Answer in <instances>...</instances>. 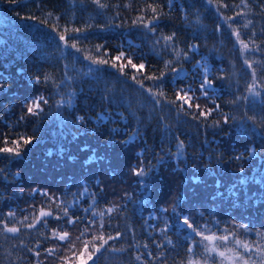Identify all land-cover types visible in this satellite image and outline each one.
Segmentation results:
<instances>
[{"label":"trees","instance_id":"trees-1","mask_svg":"<svg viewBox=\"0 0 264 264\" xmlns=\"http://www.w3.org/2000/svg\"><path fill=\"white\" fill-rule=\"evenodd\" d=\"M108 1L112 6L108 7L109 10L119 9L122 17L135 8L144 9L149 4L157 9L162 7L163 10L166 0ZM177 1L179 0L174 3ZM188 1L194 5V13L202 16L207 24L205 34L191 36L189 30L183 27L179 11L174 9L169 19L160 20L157 32L175 33V38L183 47L192 42L198 47L202 57L209 51L215 52L211 57L220 66V76L224 79L214 80L216 97L209 106L219 104L221 113H213L207 121L201 118L200 122L191 115L179 112L171 103L176 99V89L168 74L169 82L160 91L163 96L156 97L161 103H151L154 105L152 107L147 105L149 97L134 83L129 69L124 74L106 69V74L103 75L104 86L113 95L109 98L101 84L92 83L89 89L91 100H88L90 106L79 111L80 115L87 120L105 114V110L114 113L112 97L117 100L122 97L132 99L139 94L136 105L141 108L140 111L149 113L142 118H148L147 122L134 121L129 112L120 106L116 109L121 112L119 115H126L124 124L116 123L111 128L107 123H90L92 125L87 133H79L73 123L68 128L66 126L59 129L58 126L50 125L46 116H29L25 122L18 124L26 99L40 93L45 97L51 96L48 82H43L45 75L52 78L57 88L61 87L64 79L61 59L58 58L61 47L53 32L35 23L25 21L23 27L16 23L3 25L2 28L7 31L12 27L19 37L7 36L0 43V79L3 80L4 87V91L0 92V133L9 135L10 139L21 134L35 136L22 159L7 162L0 160V168L4 169L3 174H0V212L3 215L7 214L8 207L16 206V203L29 207L28 193L33 188L60 196L67 190L79 191L81 182H84L91 187L95 196L96 215H107L105 210L109 207L120 209L105 218L102 228L107 236L115 237L120 233V238L108 240L107 250L99 256L106 253L110 256L104 257L107 260L100 257L95 264H141V261L135 259L136 256H141L144 264H161L160 260L154 258L159 253H163L166 264H244L249 255L251 260L260 264L264 238L257 233H264V97L255 100V96L249 93L253 83L251 75L246 70L245 62L238 56L231 33L226 30L217 12L219 4H227V8L233 9L241 0H211V4L208 0ZM0 2L8 4L2 5L0 20L5 13L24 20L42 22L46 15L62 18V15L69 12L82 11V14H87L93 11L92 4L88 2L85 5L82 0ZM245 2L252 6L251 13L256 27L244 31V39L256 41L254 44L264 49V0ZM126 4L131 7H125ZM121 21L117 28L84 30L83 33L87 39H91V43L104 46L101 50L103 53L107 51L110 61L121 50L126 53L129 52L128 49L147 51V45L140 38L145 32L143 27L133 26V19L128 16L122 17ZM27 24L35 27L25 26ZM81 24H85L84 21ZM81 24L79 28L82 29ZM218 25L221 26L219 31ZM96 27L102 28V23ZM253 31L257 33L255 37L252 36ZM41 45L44 50L50 49L48 55L41 50ZM254 57L264 66V52H259ZM71 59L72 54L68 53L66 60L70 62ZM133 62L146 65L144 75L159 76L160 70H165L162 63L149 54L138 56ZM37 74L41 77V83H30ZM140 79L142 82L147 80L148 83L143 82L147 90L151 89L153 83H158L144 79L143 76ZM204 103L201 99L200 104L203 106ZM187 111L193 112L196 109ZM65 112L69 114L70 111ZM223 114L230 118L228 124L223 123ZM71 117L72 122L75 120L73 114ZM214 119H218L222 127L206 128L205 125L211 124ZM121 127L124 129L123 133ZM128 137H132L133 141L122 143ZM2 140L3 137L0 136V146H3ZM180 141L184 142L185 147L183 155L177 156L175 153ZM132 143H139L140 148L136 152L143 149L142 156L135 153ZM251 152L254 153L253 157H250ZM238 155L241 159L237 160L235 157ZM141 159L146 169V175L142 177L145 183L137 184L136 181L141 178L133 176L131 168ZM241 168L243 172L240 171ZM192 170L197 172V181L190 178ZM156 174H159L157 177L160 180L155 177ZM43 199L46 205L41 204L44 201L39 199L40 207L50 211L56 208L55 200L50 201L46 197ZM61 199L64 200L62 197ZM173 204L178 206L177 211L183 215L173 214ZM165 207L169 211L158 214ZM153 214L165 216L166 223L154 225L153 222L157 219H150ZM68 215L73 218L82 216L85 219L78 221L75 226L68 225L65 221L61 224L59 220H52L50 224L63 225V230L69 232L70 240L75 243L78 251L85 244L80 236L83 230H88L91 216L74 209H68ZM189 215L200 226L198 230L201 236H196L191 230L186 231V226L178 225L182 216ZM0 219V264H39L40 261L46 264L44 260L47 249L55 246L53 235L46 236L42 231L37 232L42 238L31 242L24 250L17 246L22 244L18 241L7 243L8 236L2 232L3 218ZM159 222H162L161 218ZM236 224H247L251 231L246 233L243 229L236 228ZM225 228L228 229L227 232L223 231ZM161 229L166 231L161 233ZM61 232L62 229L57 227L54 233ZM232 233L236 235L233 236ZM222 235L229 236V241L213 239L209 242L202 239V236ZM77 237L80 239L77 240ZM237 239L241 244L249 243L253 247L260 244L261 248L253 253L245 252L243 247L235 243ZM169 240L172 241L171 244H168ZM193 240L199 243L194 244ZM145 244L149 247L145 248ZM156 244L161 247L157 248ZM189 247L194 249L193 253L188 252ZM30 248L33 251H29ZM213 248L216 251H212ZM37 251L41 253L39 257L35 255ZM70 252L68 248L61 251V254ZM219 252H224L223 258L218 255ZM237 256L242 259H237ZM49 260L52 261L53 256H49Z\"/></svg>","mask_w":264,"mask_h":264},{"label":"rangeland","instance_id":"rangeland-1","mask_svg":"<svg viewBox=\"0 0 264 264\" xmlns=\"http://www.w3.org/2000/svg\"><path fill=\"white\" fill-rule=\"evenodd\" d=\"M85 2V5H87L88 2L92 4V12L87 13V14H82L81 12H72V13H66L62 15V18L58 16H49L46 15L44 18V21H38V20H24V18H21L19 16H10L5 14H2V17L0 20V43L5 41L7 39V36H14L18 38V34H16L11 27L10 29L4 30L2 27L3 25H13V23H16L18 25H21L23 27V24L25 21H28L29 23H35L41 27H44L45 29L50 30L53 32L54 36L58 38L59 40V34H65L66 37L68 35L75 36L76 33L72 32L71 29L74 28H79L81 21H84L85 24H81L82 29L84 30H94L97 31L98 29H112V28H117L121 24V19L122 17H131L133 20L137 19L138 16H140L141 9L135 8L132 11L128 12L126 15L120 14V10L117 8H111V11L109 10L108 7H112L109 4L108 0H100L101 3L105 4L106 7L104 8H99L95 3L92 2V0H82ZM175 0H172V4H169V0H166L164 3V9L162 7H159L158 10L161 15L160 20L166 21L167 19L170 18L171 13L174 10L179 11L180 15L182 16L183 19V27L188 29L190 32L191 36H195L197 34H205L207 31V24L205 23L204 19L202 16H198L194 13V5L192 2L188 0H179L174 3ZM246 3V2H245ZM2 5H8L7 2H0V11L2 9ZM247 7L244 6L243 3H239L237 5H234V8H227L223 7L221 4H219V8L217 7V12L219 15V18L221 22L224 24L226 27V30L228 33H231V37L234 41V47L237 49L238 56L241 58L243 62L247 59L248 63L253 65V69H256L257 71V78L254 80L252 76V71L253 69L248 68L246 64V70L248 73L251 75V82L252 85L249 88V93L252 96H255V100L262 99L264 97V75H261L262 72H264V66H261L258 61H260L258 58H255L254 56L257 55L259 52H254V51H248L247 49H244L243 44L248 45V49H254L257 47L255 42L252 41L251 39H244V31L247 29L256 27L254 25L255 19L254 15L251 13L252 6L247 3ZM148 5L144 7V9H147ZM154 7V6H153ZM84 11V10H83ZM86 12V11H85ZM239 13V15H238ZM145 17V22H147L148 19H150L153 16V13L151 10H148L143 13ZM228 17H233V19L229 20ZM252 21L251 24H248L247 27H244L245 24L248 23V21ZM2 21V22H1ZM98 21V22H97ZM102 23V28L96 27L97 24ZM43 23V24H42ZM35 27L33 24H27L25 26L28 27ZM111 25V26H110ZM53 28L56 30L53 31ZM81 29V28H79ZM233 31L239 34V40L237 39V36L233 34ZM149 35V36H146ZM171 34H165L162 31L156 32L154 35L153 33H145L143 36H140V38L143 40V42L147 45V51L145 50H131L128 49L129 52L133 53V59L137 58L138 56L144 55V54H149L150 56L158 59L163 67H164V61L167 60H172L174 63L172 67H175L177 70H179L180 74V82L176 84V82H172L174 84V88H182V87H187L191 85L192 88L198 89L199 84L195 83L197 79V62H200L201 68L200 71L202 72L204 70V66L206 65L207 69L211 72L212 77L214 80L220 81V79H217L216 77L220 76L222 71L219 68L220 66H217L216 63L212 60L211 55L215 52L209 51L208 54L205 56L200 55V51H198V47L192 52H188V48L190 45H192V42H189L188 45L183 47L177 39H174V48L173 47H168L165 45L163 40L160 41L159 44L156 43V37L157 36H167ZM151 37V39H149ZM246 42H244V40ZM242 41L243 44L240 42ZM59 46L61 47V53H59L58 58L61 59L62 67H63V73H64V79L61 84V87H56V85L53 84L52 78L49 79L47 87L49 88L51 96L48 95V104L42 105L44 108V113L42 116H46L50 125L52 126H58V128H63V127H70L73 123L76 125L75 127L78 128L79 133L80 132H86L87 130L90 131V127L92 124L94 125H100L102 123H107L111 128H113L114 124L116 123H121L124 124L126 122V115L120 114L118 107H122L126 109L129 112V115L132 117V119L136 122H147L148 118H144V115L148 114V112L140 111V107L136 105L138 102V99L140 98V95L137 94L138 96L136 98H121L119 100L116 99V97H112V108L114 110V113H108L105 110V114H99L97 118H91L87 119L84 121V123L77 125L74 123V121L71 122V114H73V117L77 115L81 116L79 111H82L83 109L85 110L86 106L88 105V100H91L89 98V89L92 83H99L105 90V94L112 96V93H109L106 91V87L104 86V81H103V75L106 74V69L112 72H117L118 74H121L119 71V65L120 63H124V61H116L115 63L117 64L116 68L111 67V63L113 61H110V57L108 58L107 56L104 55L102 50L100 52L96 51V45L91 43V39H84L79 42L73 40V39H67L66 42L58 41ZM65 43H67V47H65ZM73 43L77 44V48L80 49V51H77L75 48H72L71 45ZM35 46V45H34ZM42 51L48 55L50 53V49L44 50L43 45H41ZM176 52L180 53L179 58L176 56ZM71 53L72 54V59L71 61H67L66 57L67 54ZM187 53L188 59H184V54ZM136 54V55H135ZM138 55V56H137ZM85 57H89V59H86ZM105 59L108 60V63L106 64H93L92 60H101ZM134 63V62H133ZM126 69H129L131 71V75H134V70L131 67H125L124 72ZM166 74H168L171 78L172 76L176 75V73L172 72L171 69H166ZM134 81V80H133ZM143 82H147V80H143ZM134 83L140 88L147 97H149V104L152 107H154L153 104L156 102V97H160V91L161 89H157L154 85L156 83H151V92L155 93V97L150 95L149 90H147V86L144 85L143 88L139 86V83L134 81ZM148 83V82H147ZM251 89V91H250ZM216 97V89H215V95H213L212 99L214 100ZM179 104L182 103L181 101H177ZM195 102H193L194 104ZM200 103V101H199ZM142 106V104H140ZM185 108L187 110H195V107L193 108H187V105H185ZM70 111L69 114H66L65 111ZM111 110V109H110ZM149 111V110H147ZM110 112V111H109ZM71 113V114H70ZM99 117V120H98ZM215 120V119H214ZM212 121V123L214 122ZM90 121V122H89ZM90 123H92L90 125ZM222 123L220 122V127ZM123 126V125H122ZM118 127V126H117ZM217 129V128H215ZM123 127H121V131L123 133ZM87 133V132H86ZM63 136L66 138L67 136L63 134ZM125 141L127 142H132L133 139L132 137H128ZM133 144V149H135V153L139 157L142 156V151L136 152L137 148H140L139 143L138 144ZM51 151V150H50ZM254 153H250V157H253ZM180 169V167L178 168ZM153 175V174H152ZM156 174L155 177H157ZM190 178L192 181H197L198 176L196 170H192V173L190 175ZM143 179V178H141ZM161 178L159 177L158 180ZM150 182V181H149ZM85 188L87 189V192L85 194V197L81 199L79 196H74L73 194L79 193V192H84ZM31 192L28 193V201H29V207H22L20 204L16 203V206H10L8 207L7 214L9 211L15 212V218L11 221L7 219V214L3 215V220L2 224L5 225L7 224L8 227H16L19 229V234L18 235H13L11 233H6L2 232L8 236V244H11L13 241H18L22 244L17 245L21 249H27L28 245L33 242L37 241L40 237L42 238V235L37 234V232L42 231L43 235L45 234L46 236L53 235L55 237L54 244L55 245H60L61 242L58 240V238L55 235V230H57V225H52L50 222L52 220H57L54 217L59 215L63 216V209L68 208V209H74L78 213H84L82 209L88 207L89 204L92 205V208L87 212V215L91 216V219L89 220V228L85 235L80 236L81 239L84 241V245L80 246L79 250L74 247L70 251V253L66 255H62L61 251L67 250L68 247L62 246L58 251L55 252L53 255V260H49V255H46V259L44 260V263L50 264H79L80 259H86V256L88 253H85L83 257L80 256V253L84 251L85 245L88 246V252L90 253L92 251L93 246L99 247L101 244V240L99 237L103 235L104 239H108V236L105 234V232L102 231L101 224L104 223V220L106 217H108V213L105 210V214L107 215H93V213H96L97 211V204L94 202L95 200L93 198V193L91 191V187L85 184L84 182H81V187L80 190L76 191H65L63 194L60 195L64 200L60 199L59 201H54L56 208L51 209H45L43 207H40L41 204L44 206L46 205V202L43 198H39L41 196L37 195L35 197V200L33 201L31 197ZM18 196H20V193H18ZM39 199H42L44 202L39 204ZM53 201V200H50ZM79 201V203H77ZM26 208V209H23ZM22 209V210H20ZM41 211L44 212H51L52 216H46L42 217L40 215ZM157 219L155 222H153L154 225H160V224H165L166 223V217L161 215L158 216L156 214H153ZM183 215V214H181ZM25 216L28 217L27 220H25ZM161 218L162 222H159V219ZM1 220V219H0ZM44 221H47V224L44 223ZM61 224H63L62 220H59ZM181 222L178 223V225L183 226V220L181 217ZM32 224L34 227L29 228L28 225ZM64 227V226H63ZM84 231V230H83ZM62 234V232H61ZM93 237H96V239H93ZM44 239V236H43ZM106 248V245H105ZM105 251L104 249L101 250V252ZM101 253L97 254L98 256ZM110 256L109 254H103L99 257H103L104 260H107L104 257ZM95 259V258H94ZM50 261V262H49ZM39 263V262H38ZM88 264H92L91 261L88 262Z\"/></svg>","mask_w":264,"mask_h":264},{"label":"snow or ice","instance_id":"snow-or-ice-1","mask_svg":"<svg viewBox=\"0 0 264 264\" xmlns=\"http://www.w3.org/2000/svg\"><path fill=\"white\" fill-rule=\"evenodd\" d=\"M13 2H17V0H13ZM93 3H95L97 5V7L99 8H104L106 7L105 4L101 3L100 0H92ZM155 2V0H154ZM208 3L211 4V0H208ZM241 3L244 4L245 7H247V3H245V0H241ZM169 4H172V0H169ZM223 7H228L227 4L222 5ZM125 7H131V5L126 4ZM151 10V12L153 13V16L147 20V22H145V17L143 15L144 12ZM141 15L137 17V19L132 21V25L133 26H137V27H143V29L145 30V33H153L154 35L157 32V28L160 25V15L158 14V9L156 7H153L152 4H149L147 9H141ZM239 15V13H238ZM229 20L233 19V17H228ZM252 21H248L247 24L244 25V27H247L248 24H251ZM111 26V25H110ZM119 26V25H116ZM220 25L217 26V31L220 30ZM56 29L53 28V31H55ZM72 32H75L76 35L75 36H71L68 35L66 37L65 34H59V40L62 42H66L67 39H73L77 42L87 39V36L83 35L84 33V29H79V28H74L71 29ZM233 34L237 36V39L239 40V34L236 33L235 31H233ZM175 33H172L171 35H167V36H157L156 37V43L159 44L161 40H163V42L165 43L166 46L168 47H173L174 48V39H175ZM257 35V33L255 31H253L252 36L255 37ZM149 39H151V37H149ZM242 44L243 42L240 41ZM67 43H65V47H67ZM72 48H75L77 51H80L79 48H77V44L73 43L71 45ZM196 45L192 44L189 46L188 48V52H192L196 49ZM244 49H247L248 51H254V52H264V49L259 48V46H257L254 49H248V45L247 44H243ZM104 46L103 45H98L96 47V51L100 52L101 49H103ZM176 56L179 58L180 53L176 52L175 53ZM104 55L107 56V51L105 50ZM133 56L134 54L131 52L126 53L125 51L121 50L119 52V55L113 56L112 59V63H111V67L112 68H116L117 64L115 63L116 61H124V63H120L119 65V71L121 74H124V69L125 67H131L134 70V75L132 76V79L134 81H136L137 83L140 84V87L143 88L144 84L142 82V80L140 79L141 76H143L144 79H149V80H153V81H158V83H156L154 86L157 89H162L163 86L165 85V83H168L169 81L167 80V74H166V69H171L172 72L176 73V75L172 76L171 80L172 82H178L181 78H180V74H179V70H177L175 67H172L173 65V61L167 60L164 61V69L165 70H160V74L159 76L156 75H144L145 71H146V65L144 63H140V64H136L133 63ZM86 59H89V57H85ZM184 59H188V55L187 53L184 54ZM93 64H106L108 63V60L105 59H101V60H92ZM245 63L247 64L248 68L253 69V65L248 63L247 59L245 60ZM201 65L200 62H197V79L195 81V83L199 84L198 89L192 88L191 85L187 86V87H182V88H177L176 89V99L174 101H172L171 103L177 108V110L179 112L184 113L185 115H191L194 119H196L198 122L201 121V118H203V121H207L209 119V117L213 116V113H221V107L219 104H215L214 107H210L209 105L214 103L212 100L213 95H215V83H214V79L212 77L211 72L207 69L206 65L204 66V70L201 72L200 71ZM261 75H264V72L261 73ZM252 76L253 79L255 80L257 78V71L256 69H253L252 71ZM217 79H224V77L218 76L216 77ZM50 77L48 75H45L43 78V82L47 83L49 81ZM30 83L38 85L41 83V77L39 74H37V76L35 77V79H31ZM4 91V87H3V80L0 79V92ZM251 91V89H250ZM150 95H152L153 97H155V93H152L151 90H149ZM161 96H163V92L160 93ZM203 99L205 101L204 105L202 106L199 101ZM177 101H181L182 103L177 104ZM49 100L47 97H45L42 93L30 97L28 99L25 100L23 106H22V111L23 114L18 118L17 123H21V122H25L26 118L29 116H34L37 118H40L42 116V114L44 113V108L42 107V105H46L48 104ZM193 102H195L193 104ZM161 101L160 100H156V104H160ZM185 105H187V108H193V106L195 107L196 111L193 112H188L187 109L185 108ZM4 111H7V109H4ZM224 115V119H223V123L224 124H228L229 123V117L227 116V114H223ZM99 120V117H98ZM85 121V117L83 116H79L77 115L75 117L74 123H76L77 125L84 123ZM11 127V126H9ZM206 128H219L220 127V121L218 119L214 120L213 123L211 124H207L205 125ZM113 131H115V129H113ZM139 130H137L138 132ZM135 135V134H134ZM0 136L3 137V146H0V154H5V155H0V160H3L5 162L7 161H18L20 159L23 158V154L26 153L27 151V146L31 145L34 140H35V136L29 137L26 136L24 134H21L15 138H11L9 137V135L0 133ZM178 139V138H177ZM122 143H128L127 141H122ZM10 145V146H9ZM185 145L183 141H180L177 145L176 148V155L177 156H182L183 155V149H184ZM139 156V154H138ZM235 159H241V156H236ZM162 162V161H161ZM144 162L141 159L139 161V163L135 166H133L131 168V174L135 177L138 178H142L146 175V169L143 166ZM241 172H243V169H240ZM4 169L0 168V174H3ZM17 175H19V173H17ZM137 184H144L145 181H143L142 179H138L136 181ZM87 192V189L85 188L84 192H79V193H75L73 194L74 196H79L81 199H83L85 197V194ZM31 197L33 199V201L35 200V197L37 195L41 196L42 198L46 197L49 200H55V201H59L61 199L60 196H55L54 194L49 193L47 190H42L40 188H33L31 190ZM61 195H64L63 193ZM103 195V189H101V196ZM93 199L95 200V196L93 197ZM77 203H79V201H77ZM177 205L173 204L172 206V212L174 215L180 216L181 213H179L177 211ZM92 208V205L89 204L88 207L83 209V212L87 213L89 212V210ZM107 213L109 215H111L114 211H120V209H117L115 207H109L108 209H106ZM169 209L167 207L165 208H161L158 212V214H163L168 212ZM63 216H55L54 218L57 220H62L65 221L68 225L71 226H75L77 224L78 221L85 219V217L82 216H77L75 218H73V216L68 215V208H64L63 209ZM40 215L42 217H46V216H52L51 212H44L41 211ZM93 215H95V213H93ZM101 215H103V213H101ZM201 215H203V213H201ZM0 218H3V213L0 212ZM15 218V212L13 211H9L7 214V219L9 221L13 220ZM155 216H150V219H155ZM28 217L25 216V220H27ZM182 220H183V226H186V231L187 230H191L192 233H194L196 236H201V232L198 230V228L200 227L196 220L191 216H182ZM179 222V220H178ZM45 224H47V221H44ZM29 228L34 227V225L29 224L28 225ZM58 227H60L62 229V234L61 233H55L56 237L58 238V240L61 242L60 245H55L53 246V248H49L47 249V255L49 256H53L55 254L56 251H58L60 249V247L62 246H66L69 248V250H71L72 248L75 247V243L73 241L70 240V236H69V232L67 230H63V225H58ZM101 227H103V224H101ZM236 228L239 229H243L244 232H250L251 229L247 224H236L235 225ZM161 233H164L166 230L165 229H161L160 230ZM224 232H227L228 229L225 228L223 230ZM3 232L6 233H11L13 235H18L19 234V229L16 227H8L7 224L4 225L3 228ZM87 232V229L84 230V232L81 233V236L85 235V233ZM120 233H117V235L115 237L109 235L108 239H104L103 235H101L99 237V239L102 241L99 247H95L93 246L92 251L89 253L88 252V246L85 245L84 247V251L80 253V256L83 257L85 255V253H88L86 256V259H80L79 264H88L89 261L92 262V264H95L96 260L99 259L100 257L97 255L99 253H101V250L104 249L105 251L107 250L105 248V245L108 244V240L111 239H119L120 238ZM233 236L236 235V233H232ZM257 235L261 236L262 238H264V233H260L258 232ZM80 237H77V240H79ZM93 239H96V237H93ZM203 240H208L209 242H211L213 239H217V240H221L223 242H228L229 241V236L227 235H222V236H202ZM172 241H168V244H171ZM193 243H199L195 240H193ZM235 243L238 246H241L244 248L245 252L248 253H253L256 252L257 249L261 248L260 244H256V247H253L251 244L249 243H243L241 244L240 240H236ZM37 247H39V245H37ZM145 248H148L149 245L145 244L144 245ZM157 248H160L161 245L160 244H156ZM29 251H33L31 248L29 249ZM212 251H216L215 248L212 249ZM188 252L189 253H193L194 249L192 247L188 248ZM35 255L37 257H39L41 255L40 252H35ZM218 255L220 257H224V252H219ZM261 259H260V264H264V250H261ZM149 257L152 258V254L149 253ZM95 258V259H94ZM156 260H160L161 264H166V259L163 257V253H159L156 254L154 257ZM237 259H242V257L237 256ZM135 259L137 261H141V264H144L142 257L141 256H136ZM249 260H251V255H249L248 259L244 260V264H249ZM39 264H43V261H40ZM251 264H256L255 260H251Z\"/></svg>","mask_w":264,"mask_h":264}]
</instances>
